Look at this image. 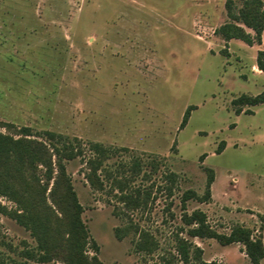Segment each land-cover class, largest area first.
<instances>
[{
	"label": "rangeland",
	"instance_id": "374dc122",
	"mask_svg": "<svg viewBox=\"0 0 264 264\" xmlns=\"http://www.w3.org/2000/svg\"><path fill=\"white\" fill-rule=\"evenodd\" d=\"M228 1L0 0V124H11L0 131L28 127L40 139L52 131L82 143L68 172L104 264H183L177 236L189 237L182 216L195 209L220 233L244 225L264 240V104L237 113L233 103L264 91V33L252 44L219 35L231 21ZM232 1L238 12L244 1ZM91 142L111 149L103 190L86 179ZM211 171L212 199L184 209V192L203 195ZM0 204L17 207L1 194ZM142 231L150 251L138 248ZM190 239L207 261L252 264L242 243ZM36 246L0 211V264H36L26 254Z\"/></svg>",
	"mask_w": 264,
	"mask_h": 264
},
{
	"label": "trees",
	"instance_id": "16d2710c",
	"mask_svg": "<svg viewBox=\"0 0 264 264\" xmlns=\"http://www.w3.org/2000/svg\"><path fill=\"white\" fill-rule=\"evenodd\" d=\"M243 6L234 12L233 1L227 2L228 15L231 21L220 26L216 32L226 41L240 39L252 44L256 38L259 42L264 33V1L243 0ZM246 28L254 31L255 36ZM226 53V52H225ZM264 51L259 53L257 65L264 70ZM239 104L237 113L243 112L244 105L264 104V91L256 96L241 95L233 101ZM186 110L181 128L189 121L191 111ZM249 112V110H248ZM0 126L10 129L11 124L1 122ZM44 138H38L28 127L21 128L15 134L0 131V194L16 204L9 210L0 204V211L15 219L20 225L31 231L37 242L33 250L26 254L36 264H104L99 257L100 247L92 238L89 228L83 219L84 206L80 202L73 179L68 172L67 161L83 156L85 150L79 140L72 141L56 132H45ZM222 142L218 153L225 148ZM91 155L86 160V179L94 190H103L102 172L105 163L111 157V149L98 142H91ZM202 160L205 156L201 157ZM167 180L174 184L177 174L170 172ZM215 181L214 172L208 176L206 192L200 195L196 190L188 189L182 196L184 209L191 199L208 202L212 199V185ZM121 191L126 183L116 180ZM114 186L113 188H115ZM172 190V186L168 187ZM138 194L140 190H137ZM124 201L139 204V198L132 199L122 195ZM183 223L188 226L190 238H213L222 245L242 243L252 264H262L264 260L263 236H255L253 230L236 225L230 233H220L208 221V215L201 209L182 216ZM189 237L177 236L176 249L183 264H220L203 258L204 250ZM151 235L141 232V240L137 243L140 250H151ZM94 254H90V250ZM166 264H173L166 260Z\"/></svg>",
	"mask_w": 264,
	"mask_h": 264
}]
</instances>
